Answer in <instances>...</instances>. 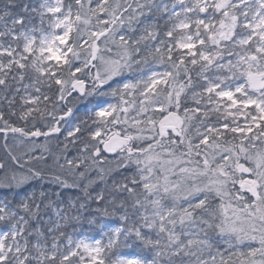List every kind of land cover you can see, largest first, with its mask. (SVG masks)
Instances as JSON below:
<instances>
[{"label": "snow or ice", "instance_id": "snow-or-ice-1", "mask_svg": "<svg viewBox=\"0 0 264 264\" xmlns=\"http://www.w3.org/2000/svg\"><path fill=\"white\" fill-rule=\"evenodd\" d=\"M0 264H264V0H0Z\"/></svg>", "mask_w": 264, "mask_h": 264}]
</instances>
